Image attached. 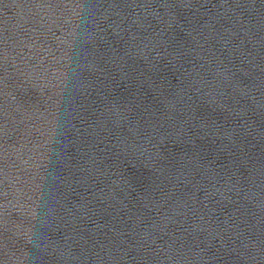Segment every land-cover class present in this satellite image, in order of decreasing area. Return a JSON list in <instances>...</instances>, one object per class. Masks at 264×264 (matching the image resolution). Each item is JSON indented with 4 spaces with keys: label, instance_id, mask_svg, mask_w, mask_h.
Here are the masks:
<instances>
[{
    "label": "water",
    "instance_id": "obj_1",
    "mask_svg": "<svg viewBox=\"0 0 264 264\" xmlns=\"http://www.w3.org/2000/svg\"><path fill=\"white\" fill-rule=\"evenodd\" d=\"M0 264H264V0H0Z\"/></svg>",
    "mask_w": 264,
    "mask_h": 264
}]
</instances>
